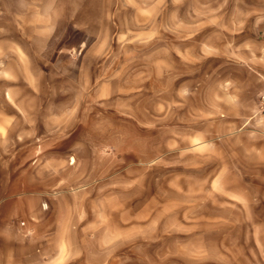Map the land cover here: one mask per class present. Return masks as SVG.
Masks as SVG:
<instances>
[{"label": "rangeland", "instance_id": "obj_1", "mask_svg": "<svg viewBox=\"0 0 264 264\" xmlns=\"http://www.w3.org/2000/svg\"><path fill=\"white\" fill-rule=\"evenodd\" d=\"M258 32L264 0H0L5 213L57 264H264L263 95H226Z\"/></svg>", "mask_w": 264, "mask_h": 264}, {"label": "crops", "instance_id": "obj_2", "mask_svg": "<svg viewBox=\"0 0 264 264\" xmlns=\"http://www.w3.org/2000/svg\"><path fill=\"white\" fill-rule=\"evenodd\" d=\"M259 31H262V28H259ZM258 36L260 39L259 49L256 51L259 54L258 58L255 61L250 52V60L244 67L246 71L244 79L236 80L234 76L235 78L229 80L226 90L230 109L241 118L243 125H247L257 112L256 104L260 93L264 95V39L260 32ZM254 153L264 162V145L254 149ZM20 202V199L0 200V264H57L53 259V252L47 258L42 247L37 245L40 237L35 232L28 233L25 228H18V221L14 216L5 213L7 207ZM45 257L48 260H44Z\"/></svg>", "mask_w": 264, "mask_h": 264}, {"label": "built area", "instance_id": "obj_3", "mask_svg": "<svg viewBox=\"0 0 264 264\" xmlns=\"http://www.w3.org/2000/svg\"><path fill=\"white\" fill-rule=\"evenodd\" d=\"M262 99L264 100V95H263V98Z\"/></svg>", "mask_w": 264, "mask_h": 264}]
</instances>
